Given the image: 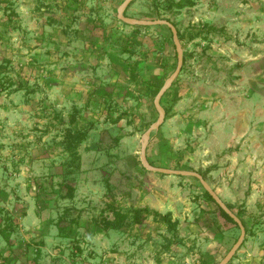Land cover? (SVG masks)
Masks as SVG:
<instances>
[{"label":"rangeland","instance_id":"374dc122","mask_svg":"<svg viewBox=\"0 0 264 264\" xmlns=\"http://www.w3.org/2000/svg\"><path fill=\"white\" fill-rule=\"evenodd\" d=\"M122 1L0 2V227L12 222L0 264H216L239 236L230 224L214 234L195 224L213 207L195 178L140 161L157 118L150 90L176 58L165 26L116 18ZM167 1L132 0L122 13L168 20L184 55L146 161L204 174L248 228L229 264H264V0L166 11ZM202 26L215 29L189 40ZM76 128L87 134L75 169L62 138ZM108 203L122 215L105 230ZM144 207L169 212L175 230L151 216L133 224L132 210Z\"/></svg>","mask_w":264,"mask_h":264},{"label":"trees","instance_id":"16d2710c","mask_svg":"<svg viewBox=\"0 0 264 264\" xmlns=\"http://www.w3.org/2000/svg\"><path fill=\"white\" fill-rule=\"evenodd\" d=\"M5 1L6 0H0V2H5ZM131 3H132V0L128 3V5L125 9H127ZM192 5H193L192 0H176V1L168 0L167 2H165V6L163 7V10L170 11L172 8L176 9V10H180L182 8L190 7ZM123 15H124V11H123ZM155 16H156L155 18H158L157 14H155ZM203 27H207L209 33L213 32V30L215 29L213 26H202L201 28L199 27L196 29H190L188 32V39L189 40H192L195 38H201L203 40L206 39L205 36H202V33L204 31L202 29ZM133 28H135V29H147V28H149V26L133 25ZM177 35H178V31H177ZM169 36L171 38L170 33H169ZM178 40H180L179 35H178ZM125 51H127V50H124L123 52H125ZM183 56L184 55L182 54V65H183ZM174 57L176 58L175 52H174ZM163 82H164V79H162L160 81V83L157 87L150 90L152 97H154V95L156 94L158 89L161 87ZM173 84H174V82L171 83V86ZM147 86H149V85H147ZM171 86L163 93L161 98L165 97L167 100H169V102H174L175 98L172 95L170 96ZM161 98H160V100H161ZM161 107L164 111V117H165V115L167 114V110L163 106H161ZM120 117L121 116H118L117 119H119ZM68 123L70 125H73L75 123V119L71 117L68 120ZM149 125L150 124H148V126ZM86 134H87V130H85V129H80V128H76L73 130L68 129L62 138L63 139V142H62L63 143L62 144L63 149L66 153H68V155L70 157V161L75 162V164H74L75 167H73L75 169L78 167V160H79V155L77 154L76 149L80 145L82 140L85 138ZM148 164L150 166H152V164L150 162H148ZM66 174H72V172H66ZM199 174L204 179V174H202V173H199ZM65 195H66V196H64L65 198H68V199L72 198V188H69L68 190H66ZM201 196L206 200V202L212 204L213 207L210 209L201 208L198 216L195 218V224L198 227H201L204 230H206L212 234L216 233L217 231L219 232V231H222L223 229H226L228 224H230L231 226L236 227V229H238L236 223H234L233 220L231 218H229L228 215L225 214L215 204L213 199L207 194V192H205L202 189V187H201ZM225 205L240 220V223L242 224L244 231L246 233L248 231V228H247V225L245 224V222L243 221V219L241 218L242 212L240 210L234 211L230 205H228V204H225ZM106 207L113 214V219L110 221L109 220H102L103 225H101V226H103L105 228V230L115 229L116 227H119L122 214L120 213V211L117 208H115L114 206H112L109 203L106 204ZM148 216H151L153 220H157L160 223H164L168 230H175V224L170 221V213L169 212L162 215V214H160L154 210H150L146 207L133 209L131 212V222L136 225V224L140 223V220L142 219V217H148ZM7 219H8V223L5 224L2 228L0 227V237L5 242L9 238V235H10L9 229H11L10 227H12L11 226V223H12L11 219L10 218H7ZM58 229L60 230V228H58ZM223 256H224V254H223ZM229 263H230V261L227 264H229Z\"/></svg>","mask_w":264,"mask_h":264},{"label":"water","instance_id":"95a60500","mask_svg":"<svg viewBox=\"0 0 264 264\" xmlns=\"http://www.w3.org/2000/svg\"><path fill=\"white\" fill-rule=\"evenodd\" d=\"M131 0H123L120 5L118 6L116 10V18L119 21H123L128 24L132 25H138V26H165L171 35V40H172V45L173 49L175 51V56H176V63H175V68L174 71L164 80L163 84L161 87L158 89L156 94L154 95L152 99V105L153 108H155L156 113H157V118L156 120L151 123L146 131H144V139L140 145V150H139V157L142 165L150 170L154 171L159 174H165V175H174V176H187V177H192L195 178L202 189L207 192V194L213 199L215 204L225 213L228 215L229 218L233 220L234 223H236L238 229H239V236L235 240V242L232 244V246L228 249V251L225 253V255L217 262L216 264H227L232 256L235 254V252L238 250L240 245L242 244L243 237L245 234L244 228L242 224L240 223V220L226 207L224 202H222L212 191L210 186L207 184V182L200 176V174L194 172V171H185V170H166L163 168L159 167H153L148 164L146 161V155H145V147L147 144V141L149 139V134L152 130L157 129L164 120V111L160 105V98L163 95V93L171 86V83L176 79L175 77L178 76L181 66H182V50L180 49V44L178 40V35L176 28L167 20L165 19H155V20H140V19H132L126 16H123L122 13L127 7L128 3Z\"/></svg>","mask_w":264,"mask_h":264},{"label":"crops","instance_id":"0c3cea01","mask_svg":"<svg viewBox=\"0 0 264 264\" xmlns=\"http://www.w3.org/2000/svg\"><path fill=\"white\" fill-rule=\"evenodd\" d=\"M103 40H104V39H103ZM101 41H102V39H101ZM103 42H104V41H103ZM103 42H102V43H103ZM99 49H101L100 46H99ZM98 51H102V50H98ZM98 84H99V83H98ZM100 85H101V84H100ZM234 131H235V130H234Z\"/></svg>","mask_w":264,"mask_h":264}]
</instances>
